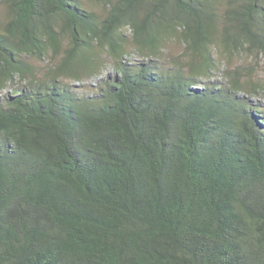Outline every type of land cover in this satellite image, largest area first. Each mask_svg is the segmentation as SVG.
I'll return each mask as SVG.
<instances>
[{"label": "trees", "instance_id": "trees-1", "mask_svg": "<svg viewBox=\"0 0 264 264\" xmlns=\"http://www.w3.org/2000/svg\"><path fill=\"white\" fill-rule=\"evenodd\" d=\"M0 3V264H264V0Z\"/></svg>", "mask_w": 264, "mask_h": 264}, {"label": "rangeland", "instance_id": "rangeland-1", "mask_svg": "<svg viewBox=\"0 0 264 264\" xmlns=\"http://www.w3.org/2000/svg\"><path fill=\"white\" fill-rule=\"evenodd\" d=\"M0 11H1V14H4V12H5L4 7H3V5H1V3H0ZM172 46H173V48H172ZM172 46H171V49H175V52L180 50L175 44H173ZM31 62L35 65V68H36V71L38 72V74L44 75L47 72L46 69H48L49 62H52V61L51 60L41 61L37 58H33L31 60ZM235 62H238V60L236 59ZM95 79L96 78L87 77L85 80H83L81 82L72 81L69 79L68 80L66 79V81H69L76 86H81V85L84 86L85 84H95V82H96Z\"/></svg>", "mask_w": 264, "mask_h": 264}]
</instances>
